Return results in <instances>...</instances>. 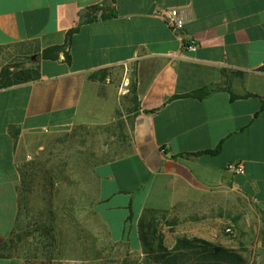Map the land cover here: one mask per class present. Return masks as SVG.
I'll use <instances>...</instances> for the list:
<instances>
[{
  "label": "crops",
  "instance_id": "crops-1",
  "mask_svg": "<svg viewBox=\"0 0 264 264\" xmlns=\"http://www.w3.org/2000/svg\"><path fill=\"white\" fill-rule=\"evenodd\" d=\"M168 7L185 18L181 37L156 15ZM14 44L41 78L0 89V264H22L3 250L19 221L22 136L70 130L102 86L136 98L131 151L94 168L112 244L137 264L145 245L180 239L209 245L178 264H264V0H0V46ZM157 218L159 238L144 243Z\"/></svg>",
  "mask_w": 264,
  "mask_h": 264
},
{
  "label": "rangeland",
  "instance_id": "rangeland-1",
  "mask_svg": "<svg viewBox=\"0 0 264 264\" xmlns=\"http://www.w3.org/2000/svg\"><path fill=\"white\" fill-rule=\"evenodd\" d=\"M26 49L24 44L0 46V72L33 62ZM123 91L115 86L99 88L97 98H91L85 114L70 130L22 136L20 215L13 242L4 253L22 264H137L136 254L112 244L94 211L95 166L112 160L116 150L124 155L132 147L130 114L136 98ZM155 220H146L149 237L165 222Z\"/></svg>",
  "mask_w": 264,
  "mask_h": 264
},
{
  "label": "trees",
  "instance_id": "trees-1",
  "mask_svg": "<svg viewBox=\"0 0 264 264\" xmlns=\"http://www.w3.org/2000/svg\"><path fill=\"white\" fill-rule=\"evenodd\" d=\"M70 41H71V34H69L67 37L66 45H68V43H70ZM66 45L54 46V47H51V48L45 50L44 57L56 59L58 57V53L61 52L62 50H64ZM40 78H41V69H40L39 65H35V64L26 65L25 63L24 64L23 63L15 64L11 67L10 66L5 67L0 72V89L9 88V87L19 85V84H23L26 82L36 81V80H39ZM122 129H124V126H122ZM121 154L122 153L119 152V150H116L112 154V155H114L113 159H115L116 156H119V157L123 156ZM19 199H20V197H19ZM142 225H144V224H142ZM103 227H104V225H103ZM104 229L108 235V232H107L105 227H104ZM152 235L154 236L153 237L154 240H157L159 238L155 232H153ZM149 238L150 237L147 236V234L145 232H143V230H142V239H143L144 243ZM11 242H13V239H11L9 243H11ZM9 243H6L4 245L3 250H5L8 247ZM208 245H209V243H205V242L197 240V239L196 240L180 239L179 245L175 250H167L163 247L156 250L154 248H151L152 244H151V246H150V244H149V246L145 245V257H144L145 264H153L152 261H149L150 259L151 260L152 259L159 260V261L163 262L164 264H178L180 259L185 258V253L183 251L184 249H186V248L187 249L199 248V246H201V248L206 249V248H208ZM217 250H220V249L217 248ZM95 253L96 254H99V253L102 254L100 249H97L95 251ZM139 264H141V263H139Z\"/></svg>",
  "mask_w": 264,
  "mask_h": 264
},
{
  "label": "built area",
  "instance_id": "built-area-1",
  "mask_svg": "<svg viewBox=\"0 0 264 264\" xmlns=\"http://www.w3.org/2000/svg\"><path fill=\"white\" fill-rule=\"evenodd\" d=\"M156 15L161 17L178 37H181V31L185 24V18L180 9L175 7L161 8L156 11ZM185 47L189 50H196L197 44L195 41H192ZM45 132H49V129H45ZM228 169L235 174L245 173V166L241 162L229 163ZM231 231V228L227 229V232Z\"/></svg>",
  "mask_w": 264,
  "mask_h": 264
}]
</instances>
